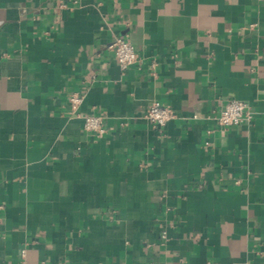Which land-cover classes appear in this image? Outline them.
Listing matches in <instances>:
<instances>
[{"label":"crops","instance_id":"crops-1","mask_svg":"<svg viewBox=\"0 0 264 264\" xmlns=\"http://www.w3.org/2000/svg\"><path fill=\"white\" fill-rule=\"evenodd\" d=\"M0 264H264V0H0Z\"/></svg>","mask_w":264,"mask_h":264},{"label":"built area","instance_id":"built-area-1","mask_svg":"<svg viewBox=\"0 0 264 264\" xmlns=\"http://www.w3.org/2000/svg\"><path fill=\"white\" fill-rule=\"evenodd\" d=\"M109 48L114 52L116 59L123 68L135 64L139 60V54L132 42L124 38H117L109 45ZM83 102V95L73 93L69 97V103L72 112L78 111ZM176 116V112L169 106L163 105L160 102L151 104L147 111L146 117L155 125L163 126L170 119ZM253 117V112L247 101L237 98H231L226 102L218 114V121L224 127L241 124L250 120ZM84 128L87 131L101 134L105 131L103 118L98 114H90L84 116ZM163 239L168 238V231L163 229L160 232Z\"/></svg>","mask_w":264,"mask_h":264}]
</instances>
